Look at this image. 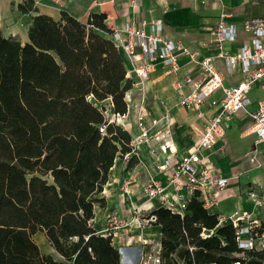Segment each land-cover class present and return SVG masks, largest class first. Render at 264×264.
<instances>
[{"label":"trees","instance_id":"trees-1","mask_svg":"<svg viewBox=\"0 0 264 264\" xmlns=\"http://www.w3.org/2000/svg\"><path fill=\"white\" fill-rule=\"evenodd\" d=\"M106 18L38 13L24 43L0 29V264H121L112 237L93 222L109 169L132 149L130 131L108 121L127 111L131 80ZM136 162L132 154L127 167ZM152 213L163 264H264V249H241L232 223L220 224L197 195L183 213ZM38 230L55 254L33 239Z\"/></svg>","mask_w":264,"mask_h":264},{"label":"crops","instance_id":"crops-1","mask_svg":"<svg viewBox=\"0 0 264 264\" xmlns=\"http://www.w3.org/2000/svg\"><path fill=\"white\" fill-rule=\"evenodd\" d=\"M33 1V9L23 12L18 8L23 0H0V29L4 36L16 37L22 43L26 42L28 26L33 15L38 13L58 19L61 10H67L78 19L86 21L90 12H104L107 15L106 23L112 30L120 29L129 22L137 23L141 18L159 19L163 23V35L166 38L179 41L196 51L199 58L218 53L212 28L220 17L235 26L237 37L233 41H224L223 46L229 51H236L242 43L251 42V33L244 29V21L250 17L264 16V0H139L136 6L128 0ZM118 50L123 58L127 77L131 80V87L127 91L131 101L124 115L118 118V123L134 137L138 132V105L142 103L148 133L153 136L157 131L164 133V130H169L161 139L152 138L150 144H140L137 153H132L137 162L130 167H127V163L132 154L116 156L109 169L107 182L100 192L105 205L95 206L93 222L100 229L105 225L110 212L115 213L119 219L130 222L118 231L113 242L120 251L121 264H134L141 239L145 238L148 242L157 240L160 244L161 230L160 225L155 222L139 227L133 205H139V215H143L158 203L156 199H148L142 191L143 185L150 178L163 183L168 195L174 196L171 186H167L166 175L158 169L157 164L166 158L173 162L187 152L201 133L207 118L218 111L217 106L209 104L208 100L217 97L220 92L212 93L201 105L200 111L187 108L179 101L188 87L176 89L172 83L185 75L200 78L201 69L197 62L186 54H179L178 71L168 73L160 61L155 60L148 77L139 80L132 70L135 60H131L121 47ZM215 66L221 73L224 85L235 84L244 76L237 68L228 71L221 58L215 59ZM249 96L251 104L248 110H252L258 100L264 97V78L252 85ZM107 111L111 113L109 107ZM244 138L251 140V146L247 145L249 150H244ZM165 141L169 144L166 151H163ZM150 146L155 149L156 156L150 153ZM203 154L208 157L215 171L231 177L226 186L214 193L216 204L212 210L218 214L220 224L231 222L235 211L243 215L250 214L252 218L264 223V206L254 203L248 195L252 189L264 194V140L256 142L248 112L244 109L236 111L226 122L225 135ZM251 154L256 157L255 162L250 161ZM124 181L127 182L128 189L125 193ZM180 193L186 195V189H182ZM38 231L44 234L43 231ZM42 238L41 244L49 246L45 234ZM127 239H130L129 243H125Z\"/></svg>","mask_w":264,"mask_h":264},{"label":"built area","instance_id":"built-area-1","mask_svg":"<svg viewBox=\"0 0 264 264\" xmlns=\"http://www.w3.org/2000/svg\"><path fill=\"white\" fill-rule=\"evenodd\" d=\"M128 1L136 6L139 0ZM244 29L251 33V42H244L236 51H229L224 48L223 42L233 41L237 37V31L233 23L220 17L212 28L218 53L205 55L201 58L197 56L196 51H192L181 42L166 38L163 35V23L159 19L141 18L137 23L129 22L124 27L113 30L112 37L117 47H121L131 60H135L132 70L139 80L148 77L155 60L160 61L168 73L178 71L177 57L179 54H186L199 64L200 78L185 75L175 79L172 83L176 89H181L183 86L188 87V91L182 94L179 101L181 105L200 111L201 105L212 93L220 92L217 97L208 100L209 104L217 106L218 111L207 118L201 133L187 152L173 162L166 158L157 164L158 169L166 175L167 186H171L174 196H169L165 191L166 186L154 178H150L143 185V194L148 199H156L158 203L155 206L152 205L153 207L143 215H139V205H133L139 227H145L156 221L152 210L157 206H165L172 211L183 213L188 201L194 195L198 196L206 209L212 210L216 204L215 191L226 186L231 177L215 171L208 157L203 153L212 148L214 143L225 135L226 122L236 111L244 109L248 112L252 121V130L256 135V142L264 140V97L258 100L254 109L248 110V106L251 104L249 90L256 81L264 78V16L247 18L244 21ZM217 57L224 61L228 71L237 68L243 72L242 79L235 84L224 85L221 73L215 66ZM127 91L125 100L128 105L131 96L127 94ZM138 107L139 111L136 116L138 132L131 138L132 149L126 152L125 156L137 153L140 144H150L152 138L161 139L163 134L169 132L166 129L164 133L157 131L153 136L149 134L144 121L143 111L145 108L142 103ZM120 115L123 116L124 113H111L108 115V121L114 120L118 123ZM105 127V123L99 125V131L102 134L105 133ZM168 144L165 141L163 151H166ZM150 153L156 156L155 149L151 146ZM250 161H256L253 154L250 156ZM182 189H186V195L180 193ZM123 190L124 193L128 192L126 181L123 183ZM248 195L254 203L264 206V194L252 189ZM231 218L235 240L241 249H264V229L259 228L261 223L256 218H252L250 214H240L237 211L232 214ZM129 223L110 212L100 232L105 236H111L113 240L118 236V231L128 226ZM128 240L130 241L127 239L125 243H129ZM140 242L137 264H163L161 245L157 240L148 242L142 238ZM238 255L243 256V251ZM233 264H241V262L237 259Z\"/></svg>","mask_w":264,"mask_h":264},{"label":"rangeland","instance_id":"rangeland-1","mask_svg":"<svg viewBox=\"0 0 264 264\" xmlns=\"http://www.w3.org/2000/svg\"><path fill=\"white\" fill-rule=\"evenodd\" d=\"M196 139V138H195ZM251 140L249 139V138H244V139H242V144H245L246 146H245V148H244V150H249L250 149V147L249 146H247L248 144H250V146H251V142H250ZM246 153H248L247 151H246ZM32 237H33V239L39 244V246L41 247V249L44 251V252H50V253H53V254H55V250L53 249V247L51 246V245H49L48 246V244H46V245H42L41 244V237H43L44 238V234H42L41 232H39V231H36L33 235H32ZM42 238V239H43Z\"/></svg>","mask_w":264,"mask_h":264},{"label":"water","instance_id":"water-1","mask_svg":"<svg viewBox=\"0 0 264 264\" xmlns=\"http://www.w3.org/2000/svg\"><path fill=\"white\" fill-rule=\"evenodd\" d=\"M134 264H137V261L136 260L134 261Z\"/></svg>","mask_w":264,"mask_h":264},{"label":"bare ground","instance_id":"bare-ground-1","mask_svg":"<svg viewBox=\"0 0 264 264\" xmlns=\"http://www.w3.org/2000/svg\"><path fill=\"white\" fill-rule=\"evenodd\" d=\"M122 260H123V258H122Z\"/></svg>","mask_w":264,"mask_h":264}]
</instances>
